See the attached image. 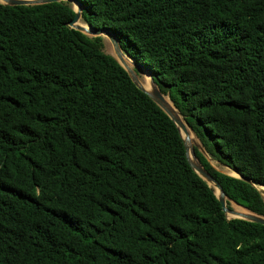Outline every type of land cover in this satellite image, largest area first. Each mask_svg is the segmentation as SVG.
<instances>
[{"label":"trees","instance_id":"obj_1","mask_svg":"<svg viewBox=\"0 0 264 264\" xmlns=\"http://www.w3.org/2000/svg\"><path fill=\"white\" fill-rule=\"evenodd\" d=\"M79 1L246 178L193 145L225 195L264 215V0ZM70 2H0V264H264V224L224 216L172 119L67 24Z\"/></svg>","mask_w":264,"mask_h":264},{"label":"water","instance_id":"obj_2","mask_svg":"<svg viewBox=\"0 0 264 264\" xmlns=\"http://www.w3.org/2000/svg\"><path fill=\"white\" fill-rule=\"evenodd\" d=\"M48 1H53V0H0V2L1 3H4V4H32V3H42V2H48ZM73 1L76 2L77 6L76 7H73L72 6V9L74 11V14H73L72 18L67 21V24L70 27L76 28V29L84 32L85 34H88V35H101L102 33L105 34L107 36V38L109 39V41L111 42V45H112L113 53L112 54L110 53V54L126 70V72L128 73L130 79L141 90H143L172 119V121L176 125V128H177L180 136H181V133H180L179 127H181L187 133V131H186L185 126L183 125V123H181L180 120H178V118L174 115V113L168 107L167 102L165 101V98H164V94L160 92L159 88L157 87V85L153 81V79L151 77V74L149 72H147L148 75H149L148 76L149 80H148V84L146 86H144L139 81L138 75L135 72V70L133 69V67L130 66V65H127L124 62V60L122 58V55L128 56L130 58V62H131V64L133 66L136 67V66H141V65L138 64V63H136L129 55H127L126 53H124L122 51V49H121V47H120V45L118 43L117 38L115 37V35L113 34V32L108 27H105V26L96 27V26L90 25L87 22H84L85 23V26L81 25L79 23V18H81V16H80L81 3H80L79 0H73ZM178 114H179V112H178ZM183 122H184L185 125H187L184 120H183ZM181 138H182V142H183L185 157H186L189 165L192 167V169L202 179H204L206 181V183L209 186H211L209 184L211 182L212 189H213V187H216L217 188V193H215L214 189H213V192H214L217 200L220 203V206H221V209H222V211L224 213V216L226 218L239 217V218H243V219H246V220L255 221V222H259V223L264 224V215L258 214L256 212H253V211H251V210H249L247 208H245L247 210L245 212L244 211H242V212L241 211H237V210L231 208L229 205L226 204V201L229 198L225 195V193H224V191H223L220 183L199 162V160L197 159V157L194 154L193 144H187V141H186L187 135L185 134V136L184 137L181 136ZM195 145L197 146V144H195ZM197 148L200 149L198 146H197ZM232 170H233V172L235 174H231V175L238 176V177H242V178L246 179L245 177H243L240 174H238L234 169H232ZM257 188H259L262 196L264 197L263 185H261V187H257ZM228 214H230V215H228Z\"/></svg>","mask_w":264,"mask_h":264},{"label":"rangeland","instance_id":"obj_3","mask_svg":"<svg viewBox=\"0 0 264 264\" xmlns=\"http://www.w3.org/2000/svg\"><path fill=\"white\" fill-rule=\"evenodd\" d=\"M72 2H74V1H72L71 0V2H70V4H71V6H72ZM79 20H81L82 21V18H79ZM101 37H102V43H103V50L105 51V52H108V53H113V50H112V45H111V42L109 41V39L107 38V36L105 35V34H101ZM130 66H132L133 67V69L135 70V66H133L132 64H131V62H130V64H129ZM135 72L137 73V75H138V79H139V81L144 85L145 83L146 84H148V80H149V78H148V76L144 73V71H143V68H141V67H136V70H135ZM146 75V76H145ZM148 80H147V79ZM193 134V133H192ZM193 136H194V134H193ZM192 144L193 145H195V144H197V146L201 149V152L205 155V157L209 160V162H210V164L213 166V167H215L216 169H218V170H220V171H224L225 173H228V174H233V173H231V170H229L228 169V167H226V166H224L223 164H221V163H219L217 160H215L214 158H212L211 157V155H209L206 151H204L202 148H201V146L199 145V142H198V140H197V138L194 136V139H193V141H192ZM196 146V145H195ZM258 187H260V186H258ZM233 204H237V203H235L234 201H232V200H230V199H228L227 200V205H229L231 208H233L234 209V205ZM239 205V204H238ZM241 206V205H240ZM243 207V206H242ZM245 208V207H244Z\"/></svg>","mask_w":264,"mask_h":264},{"label":"bare ground","instance_id":"obj_4","mask_svg":"<svg viewBox=\"0 0 264 264\" xmlns=\"http://www.w3.org/2000/svg\"><path fill=\"white\" fill-rule=\"evenodd\" d=\"M73 1V0H72ZM72 6L73 7H76L77 6V4H76V2L74 1V2H72ZM79 23L81 24V25H83V26H85V23H84V21L82 20H79ZM122 58H123V60H124V62L127 64V65H129L130 64V58L128 57V56H125V55H122ZM143 71H144V73L146 74L147 73V71L143 68ZM147 76H149L148 75V73L146 74ZM145 75V76H146ZM147 79V78H146ZM148 80V79H147ZM147 84L145 83L144 84V86H146ZM164 98H165V101L167 102V105H168V107L171 109V111L174 113V115L178 118V120H180V122L181 123H183V125L185 126V129H186V131H187V133L181 128V127H179V129H180V133H181V136H185V134L187 135V138H186V141H187V144H192V141H193V139H194V136H193V134H192V131L187 127V125H185L184 124V122H183V120H182V118H181V116L178 114V112H177V110L174 108V106L172 105V103L170 102V100L168 99V97H167V95H164ZM229 169V168H228ZM229 170H231V169H229ZM224 172V171H223ZM225 173V172H224ZM231 173H233V174H235L234 172H233V170H231ZM211 186H212V184H211V182L209 183ZM260 187H261V185H259ZM213 189H214V191H215V193H217V188L216 187H213ZM234 205V209L235 210H237V211H247L244 207H242V206H240V205H238V204H233ZM228 215H230V214H228Z\"/></svg>","mask_w":264,"mask_h":264}]
</instances>
